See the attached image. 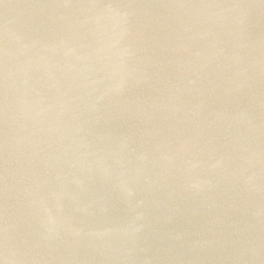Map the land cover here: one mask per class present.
Returning <instances> with one entry per match:
<instances>
[{
  "label": "water",
  "instance_id": "water-1",
  "mask_svg": "<svg viewBox=\"0 0 264 264\" xmlns=\"http://www.w3.org/2000/svg\"><path fill=\"white\" fill-rule=\"evenodd\" d=\"M0 264H264V0H0Z\"/></svg>",
  "mask_w": 264,
  "mask_h": 264
}]
</instances>
